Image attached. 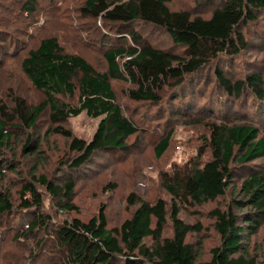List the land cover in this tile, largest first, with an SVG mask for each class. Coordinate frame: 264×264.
<instances>
[{"label":"trees","instance_id":"1","mask_svg":"<svg viewBox=\"0 0 264 264\" xmlns=\"http://www.w3.org/2000/svg\"><path fill=\"white\" fill-rule=\"evenodd\" d=\"M169 0H84L79 7L82 16L100 19L103 26L131 42L107 47L103 56L106 72L96 71L83 57L66 53L55 37L40 40L21 60L20 68L34 88L43 91L45 101L28 105L24 99L11 98V107L0 104V146L8 145L11 134L6 128L12 120L28 129L33 128L43 109L49 107L50 129L53 134L70 139L69 149L75 156L69 158L70 170H78L98 152L121 150L126 140L138 132L136 125L125 116L116 103L110 79H124L134 88L128 96L135 101L158 103L160 91L174 81L180 84L209 61L221 55H236L245 48L246 39L241 29L254 22L258 12L264 11V0H195L212 7L208 17L193 15L187 10H171ZM151 27L165 31L175 45L183 47V57L153 47L136 28ZM217 81L228 94L240 97L248 90L263 100V80L250 75L245 80L231 82L216 70ZM76 80V83L75 81ZM78 92V105L60 103L58 95L73 96ZM85 112L92 118L102 117L88 142L76 138L72 131L58 125ZM210 151L204 161L190 160L171 172H162L160 181L170 197V219L173 233L162 238L167 222V203L158 199L153 203L139 201L131 216L118 228L108 229L103 208L83 221L72 218L56 225L42 212L43 201L32 185L24 188L20 209L34 212L19 236L45 238L56 241L63 254V264H260L257 255L248 251L249 236L256 234L264 224V168H247L242 180L240 199H234L225 209L215 208L210 214L219 235V244L210 250L208 260L198 261L188 235L202 230L199 224L185 223L179 212L182 206L201 205L223 196L232 184L234 164H248L264 157V138L258 137L255 127L247 124L212 125ZM172 131L155 147L160 157L169 145ZM34 139L29 136L23 152L31 153ZM238 152V153H237ZM0 158V169L6 165ZM12 168L11 164H8ZM37 183L53 196H58L59 207L73 210L70 203L75 182L68 179L60 187L40 175ZM133 195L128 198L131 200ZM9 196L0 191V216L12 212ZM152 240L146 245L144 240ZM36 250H39V249Z\"/></svg>","mask_w":264,"mask_h":264},{"label":"rangeland","instance_id":"2","mask_svg":"<svg viewBox=\"0 0 264 264\" xmlns=\"http://www.w3.org/2000/svg\"><path fill=\"white\" fill-rule=\"evenodd\" d=\"M84 0H0V104L11 107L16 96L28 105L36 106L46 99L43 91L33 87L20 68L21 60L40 40L55 37L64 52L83 57L98 72H106L104 50L129 37L118 36L103 26L100 19L81 15ZM171 10H187L193 15L208 17L212 7L200 5L195 0H169ZM145 41L153 47L186 57L187 51L175 45L163 30L151 27L136 28ZM246 39L245 48L236 55H221L209 61L198 72L184 77L176 85L167 83L160 91L158 103L135 101L128 91L134 86L124 79H110L116 103L123 116L131 120L138 132L127 138L126 146L118 151L98 152L78 170L69 169V158L75 156L69 149L70 139L53 134L46 106L35 126L28 129L12 120L6 128L11 134L8 145L0 146V158L5 163L0 169V191L9 196L13 211L0 216V264H63L62 250L55 240L45 238L41 246L37 241L44 236L20 237L21 230L29 223L31 210L20 209L24 188L32 185L40 194L42 212L56 225L72 218L87 221L103 208L107 228H118L129 218L139 201L153 203L162 199L167 203V222L162 238L173 233L170 219V197L161 185L160 174L182 167L188 161H204L210 151V127L212 125L247 124L264 138V98L258 100L245 90L240 97L228 95L217 81L219 70L231 82L245 80L250 75H260L264 90V11L258 12L254 22L241 29ZM76 83V80H74ZM78 92L73 96L58 95L57 100L70 106L78 105ZM102 117L92 118L82 112L58 125L72 131L76 138L89 141ZM172 131L165 152L156 157L158 142ZM35 143L32 152H23L27 137ZM238 153V152H237ZM264 168V157L248 164H234L232 184L225 194L201 205L182 206L179 217L188 224H199L202 230L188 235L198 261L208 260L210 250L219 244L210 212L225 209L234 199H240L242 180L247 168ZM43 175L54 186L60 187L73 179L75 187L70 203L73 210L59 207V197L53 196L36 182ZM130 195L133 198L129 200ZM248 251L257 255L264 264V224L256 234L249 236ZM146 245L152 240L146 238ZM39 250H36V249Z\"/></svg>","mask_w":264,"mask_h":264}]
</instances>
